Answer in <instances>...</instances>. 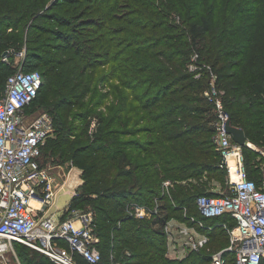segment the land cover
<instances>
[{"label": "trees", "instance_id": "obj_1", "mask_svg": "<svg viewBox=\"0 0 264 264\" xmlns=\"http://www.w3.org/2000/svg\"><path fill=\"white\" fill-rule=\"evenodd\" d=\"M24 40L26 58L43 67L42 86L25 110L40 92H53L56 112L55 137L41 148L40 166L45 167V149L67 155L82 171L69 208L91 202L101 264H209L229 244L217 224L233 223L226 215L205 218L196 205L199 196L217 195L212 183L224 185L226 171L218 167L214 115L204 95L209 72L194 78L188 65L196 53L199 64L209 66L231 124L262 146L264 0H0L1 52L20 49ZM107 65V73L97 75ZM3 67L0 61V91L11 75L4 79ZM105 81L111 86L94 106L110 96L106 113L97 114L91 132L90 122L74 126L89 111L72 117V109L83 108L92 83ZM69 134H76L73 141L66 139ZM242 153L248 177L260 184L262 169L252 164L257 154L249 147ZM164 181L170 182L167 189ZM155 199L153 220L128 216L133 206ZM190 217L212 227L197 228L208 243L182 259L167 258L166 222L197 227ZM224 258L234 264L232 254ZM74 259L88 264L77 254ZM21 261L49 260L25 248Z\"/></svg>", "mask_w": 264, "mask_h": 264}, {"label": "built area", "instance_id": "obj_2", "mask_svg": "<svg viewBox=\"0 0 264 264\" xmlns=\"http://www.w3.org/2000/svg\"><path fill=\"white\" fill-rule=\"evenodd\" d=\"M188 69L194 73V78H199L203 69L209 72V88L204 95L212 106L213 143L220 157L218 167L226 171L228 188L227 193L197 197L196 205L205 218L226 215L233 223L231 227L227 222L217 224L226 230L229 244L212 257V264H225L224 253L234 256V264H264V167L260 184H257L248 177L242 153L243 147H249L264 158V144L257 148L248 140L244 146L235 143L226 131L230 116L222 105L223 92L216 88L209 66L199 64L194 53ZM41 86L38 71H15L0 91V264H8L6 254H11L15 263L20 264L14 244L44 255L52 264H77L75 254L88 264H101L99 238L90 211L67 206L63 220L45 216L56 193L64 186L58 185L48 169L39 163L41 148L54 132L52 118L45 114L33 118L24 115ZM169 186L170 182L165 181L164 188ZM67 194L72 199L78 195V190L67 188ZM155 203L157 205L158 201ZM132 212L133 216L142 218L145 210L133 206ZM153 214L156 211L151 212ZM189 220L197 227L170 220L164 231L170 239L173 237L170 228L175 225L183 245L199 251L208 243V237L197 228L209 232L212 227L193 217ZM61 242L67 248L60 245ZM110 259H113L112 254Z\"/></svg>", "mask_w": 264, "mask_h": 264}, {"label": "rangeland", "instance_id": "obj_3", "mask_svg": "<svg viewBox=\"0 0 264 264\" xmlns=\"http://www.w3.org/2000/svg\"><path fill=\"white\" fill-rule=\"evenodd\" d=\"M172 13H174V11H172ZM177 21V19H176ZM40 23H44V21H39ZM11 32L10 29H8L6 31ZM8 34H12V33H8ZM36 36V34L32 35V37ZM41 40L44 37H40ZM26 41L24 40V42L22 43V46L20 47V49H16V48H10V49H5V50H0V61L1 63L4 65L3 67V77L4 79L12 74L15 71H23V72H27V71H42L43 67L42 65H37V61L34 59H27L26 58ZM41 56H46L45 52L41 53ZM109 68V65L106 66V68H100L99 70H97V75L100 74V72H103L104 74L107 73V70ZM89 75V72L86 74V76ZM94 82L96 83L97 81L94 79ZM95 83H92V89H91V93L90 95H88L87 99H85L84 101V106L82 109H77V107L75 106L72 109V117L76 116V114H81L85 111H89L88 115V119H84V120H76L74 119V126H79L80 128H82V126L86 123V122H90V131L93 129L94 125V118L97 117L98 113H106V106L110 104L111 98L110 96L107 97V99H102V105H100L98 107V109L94 106V102H97L99 100V98H101L103 95H105L108 91V87L111 86L109 81H105L103 84H98L96 85ZM96 85V86H95ZM97 91V92H96ZM53 92H49V93H43L40 92L38 98L35 100V102L24 111V115L26 117L29 118H33L36 117L40 114H45L48 115L52 118V124H53V134L51 137H55V131H56V126L54 124V116H56V112L53 109V105L51 102H53ZM97 95V97H96ZM47 96L46 99H44ZM44 99V100H43ZM52 105V106H51ZM71 122V119H70ZM89 131V132H90ZM76 137L75 135H67V140L68 141H73L74 138ZM129 137H125L124 140H127ZM257 148H261V146H256ZM255 152V149L253 150ZM257 154V157L254 159V161H252V164H254V167L256 168H260L262 169L264 167V158L259 155L257 152H255ZM42 163L44 164V166L48 169V171L51 173V175H54L56 178V181H62V179H65V176L69 173L71 174H76V169L80 170L78 167H76V165L74 163H72L71 160L68 159L67 155H63L60 151L54 153L53 155L50 154V152H46L45 149H42V158H41ZM81 171V170H80ZM82 174V171H81ZM83 182V181H82ZM164 183L165 181L162 183V187H164ZM213 189L212 191H214L215 193H219V192H224L227 193L228 192V188L227 186L224 185H220L219 183L213 182L212 183ZM71 189V188H70ZM148 198H146L147 200ZM156 199L155 200H150L149 202H147L148 204H146V206H139L138 207H142L144 208L145 212H144V217H136L134 216L136 219L141 220V219H146L148 221L153 220L152 216L156 215L158 213V209H156V206H159V204L156 205ZM67 203V198L63 195H59L58 199H57V207L61 208L63 207L62 205ZM80 210L87 212V211H91L92 207H91V202H85L80 204L79 206ZM156 214L151 215V212H155ZM133 212H131L130 210L128 211V216L132 215ZM108 222L106 223L107 226ZM170 230L173 233V237H170V239H167V244H166V252H165V256L167 258L170 259H182L185 256H187L188 254H190L191 252H193V249H189L188 246H184L183 245V238H178L177 236V228L175 227V225H173V228H170ZM176 232V233H175ZM176 237V238H175ZM184 246V247H183ZM15 247V252L16 255L19 259L20 264H23V262L21 261V250L25 249V247H21L17 244H14ZM27 250V249H26ZM198 252V251H194L193 253ZM217 253L213 254V256H215ZM6 258L8 260V264H16L14 257L11 254H6ZM213 259L211 258V262L209 264H212ZM48 264H52L51 262H46ZM121 264V263H118Z\"/></svg>", "mask_w": 264, "mask_h": 264}, {"label": "crops", "instance_id": "obj_4", "mask_svg": "<svg viewBox=\"0 0 264 264\" xmlns=\"http://www.w3.org/2000/svg\"><path fill=\"white\" fill-rule=\"evenodd\" d=\"M51 176L55 178L54 175H51ZM55 180H56V178H55ZM56 182L60 186L63 185L64 188L58 190V192L56 193L53 205L45 213V216L51 215L54 220L59 221L62 218L64 209L67 206H69V204L71 202V197H70V195L67 194V188H71V190L75 188L76 190H78L83 183L82 179H81V171L76 169V174L69 173L65 176V179H62V181L57 180ZM59 195H63L67 198V203L63 204L62 205L63 207H61V208L57 207V199H58ZM38 214L40 215L41 213H38Z\"/></svg>", "mask_w": 264, "mask_h": 264}, {"label": "water", "instance_id": "obj_5", "mask_svg": "<svg viewBox=\"0 0 264 264\" xmlns=\"http://www.w3.org/2000/svg\"><path fill=\"white\" fill-rule=\"evenodd\" d=\"M226 131L231 136L232 140L240 146H244L247 138L241 128L234 127L229 120L226 125Z\"/></svg>", "mask_w": 264, "mask_h": 264}]
</instances>
